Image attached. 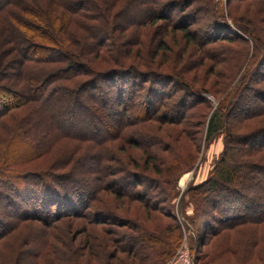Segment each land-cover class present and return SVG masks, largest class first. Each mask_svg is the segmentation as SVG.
Instances as JSON below:
<instances>
[{
    "label": "trees",
    "instance_id": "1",
    "mask_svg": "<svg viewBox=\"0 0 264 264\" xmlns=\"http://www.w3.org/2000/svg\"><path fill=\"white\" fill-rule=\"evenodd\" d=\"M199 15L206 18L202 39ZM227 15L232 26L215 0H0V264H92L96 258L101 264H167L182 240L173 215L152 225L100 203L105 190L114 201L129 193L142 202L151 203L149 195L159 203L171 199L174 180L195 157L177 152L153 122H195L204 126L207 144L223 135L213 172L188 189L199 202L197 216L208 219L216 211L227 228L264 222V196L249 191L264 193V122L238 132L247 121H264V26L260 20L242 25L231 10ZM153 26L161 33L144 44L143 29ZM178 35L183 51L194 47L210 61L213 91L185 78L183 59L169 61ZM8 61L17 69L5 73ZM8 114L10 122L3 119ZM114 143L141 150L143 169L154 176L117 165ZM43 157L45 164L27 166ZM129 157L137 167L133 153ZM89 212L91 223L112 226V238L88 232L82 250L54 221ZM18 226L23 230L10 233ZM208 230L193 236V264L214 260L198 254Z\"/></svg>",
    "mask_w": 264,
    "mask_h": 264
},
{
    "label": "rangeland",
    "instance_id": "2",
    "mask_svg": "<svg viewBox=\"0 0 264 264\" xmlns=\"http://www.w3.org/2000/svg\"><path fill=\"white\" fill-rule=\"evenodd\" d=\"M215 1L217 9L222 12V14H224V18L227 19V22L231 26L233 24L231 22L232 20L227 15L228 10H231L236 15L237 19L242 22V25H245V23L249 21L252 22L255 20L258 22L260 20V22L258 23L264 26V0H231L230 4H227V0ZM205 22V16L199 15L198 24H195L196 27H200L198 31L202 29L201 34L199 32L198 35L199 39L203 38V29L205 28ZM159 23L160 22H157V24ZM160 29L161 28L159 26H153L151 30L143 29L144 32L140 36L141 42L146 44L149 38H152L153 41V39L157 37V34L161 33ZM191 30H193V27L191 28ZM237 31L239 32V34L244 36L243 31L242 33L239 29ZM174 43L176 45H174ZM181 43L182 42L179 35L177 36L175 42L172 41L170 43V45L172 46V58H169V61H174L177 63L180 58L181 60L183 59L184 63L188 64L189 67V72H186L184 74L185 78L189 82H191L195 87H201V84L204 81L205 88L209 90L214 89L213 81L215 79V75L212 74L211 69L208 66L210 64V61L207 58L202 59L203 57L201 53L197 52L196 48L194 47L191 48V50L183 51L184 49L183 46H181ZM230 44L236 50H241L240 43L233 42ZM193 61L196 63L191 66L190 62ZM199 63L202 64L200 65ZM8 65L9 68H6L5 73H10L11 71H15L17 69V66L14 63L9 62ZM196 76H198V80H196ZM262 88H264V84ZM139 97L142 98L141 93L139 94ZM209 98L212 101L213 108L215 106V101L213 97ZM13 111L15 113L20 112L19 109ZM111 117L112 116L110 115V117L107 119L109 123H113L111 121ZM3 119L10 122L9 114L7 116H3ZM259 119L260 120L254 119L249 122L247 121L248 123H243L242 128L239 129L238 132H248L259 126L260 124H263L264 121L261 118ZM152 124L154 126L160 125V127H162V130H160L159 133L164 136L166 141H172L177 152L187 157V154L192 153V156L195 157L192 166L182 172V174H180L178 177H176V180H174L171 199L167 204L159 203L149 195L147 197H149L152 202L150 203L149 200L148 202H142L138 197L135 196L134 193H129L128 196H122V199L120 201H114V195L105 190L101 192L102 199H100V203L104 202L108 205H112L117 212L123 215H127L128 217H135L142 221H147L146 223H151L152 225L158 222L162 224H166L169 221L171 222L172 220L168 218L165 213H170L171 215H173L181 226L182 240L179 246L174 251L172 258L175 256L177 249L181 245H186L188 247L190 257L192 258L195 255V252L192 250L193 236L195 232L200 231V233L204 234L205 228H209V233H207L205 237H202L198 249V254L201 256L205 253L213 255L214 260L209 264H264V222L261 221L257 222L256 224L240 223L231 228H227L217 222L219 216L217 215L216 211L214 213L212 212L211 218L208 219L204 218L203 216H197L195 210L199 202H193L194 200L191 199V192L188 191V189L192 186L205 181L213 172V169L218 162L219 155L224 149L223 135L216 136L212 142L207 144L204 140V126L198 125L196 127L195 122L191 125L169 124L162 122H153ZM97 127L100 130L102 129V126L100 124H98ZM128 129L129 128H127L126 132L130 130ZM176 131L182 132L179 133V139H176L173 135V133ZM4 135L5 131L1 130L0 138ZM157 147L161 146L158 145ZM121 148L122 147L119 144L114 143V149L116 153L115 155L118 158L117 160L120 161L117 165H121V167H126L128 169L136 168L135 171H140L145 175L154 176L151 170L143 169V153L141 150L131 146L130 144L126 145V148L128 150H126V148L122 150ZM130 153H133V155L135 156L134 158L138 160L137 167H132L134 163L131 162L132 158L129 157ZM158 154L163 155V157L170 155L169 151L162 152L161 150L160 153L158 152ZM46 158L43 157L30 164H27V166L36 167L37 165L39 166L42 163L45 164L44 162L46 161ZM86 164L82 163L80 165V168H85V166H88L90 163L88 164L87 162ZM93 164L94 163H92V165ZM111 165H115V162H111ZM91 178L88 182L93 184L95 180L94 177ZM143 183L144 185L147 184L146 181H143ZM85 187L87 189H90L91 186ZM249 191L251 193H259L260 195L262 194L264 196V193H262L260 190H257L255 187L250 188ZM158 207L162 211L157 210ZM208 207H210V204ZM262 209H264V207H262L260 210ZM2 210L4 212L6 211V209L4 208H2ZM89 214L90 215H88L87 217L81 214H68V216L54 221L56 222V224H58L57 226H55V228L57 230L60 228L64 229L66 231V234H68V237L70 238L71 244L74 247H80L82 250H84V248L86 247L88 248V245L86 246L85 243L86 234L88 232H93L96 234V236L102 234L107 238H112V236L110 237L108 234L110 232V229H112V226L109 223H100L98 225L91 223L89 219H93L94 215H91V212H89ZM146 216L148 218H146ZM12 218L13 217H11L10 219ZM150 218H154L155 221L150 222ZM4 219L6 220L7 218ZM36 222L38 223V225H42V222L40 220H36ZM22 230L23 228L18 226V228L14 227L10 233H18ZM215 231L218 232V234H212ZM25 232L27 231L25 230ZM30 232L31 231H29L28 233ZM31 233L34 234V232ZM202 241L204 242V244H201ZM225 245L227 247L226 249H224ZM28 247L30 248V246H28L27 244L23 246V249ZM217 252H219L220 254H217ZM233 252H235V254H232ZM122 255L123 253H118V256ZM108 257L106 254V261L108 260ZM206 261L207 260L205 258H202L199 262H197V264H205ZM92 264H101V260L99 258L93 259Z\"/></svg>",
    "mask_w": 264,
    "mask_h": 264
},
{
    "label": "built area",
    "instance_id": "3",
    "mask_svg": "<svg viewBox=\"0 0 264 264\" xmlns=\"http://www.w3.org/2000/svg\"><path fill=\"white\" fill-rule=\"evenodd\" d=\"M168 264H193V257H190L188 247L186 245H181Z\"/></svg>",
    "mask_w": 264,
    "mask_h": 264
}]
</instances>
